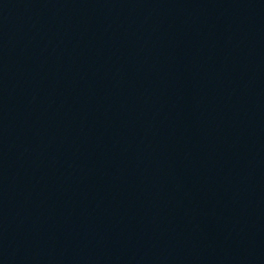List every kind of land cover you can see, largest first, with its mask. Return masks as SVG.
<instances>
[{
	"label": "water",
	"instance_id": "obj_1",
	"mask_svg": "<svg viewBox=\"0 0 264 264\" xmlns=\"http://www.w3.org/2000/svg\"><path fill=\"white\" fill-rule=\"evenodd\" d=\"M2 264H264V0H0Z\"/></svg>",
	"mask_w": 264,
	"mask_h": 264
}]
</instances>
